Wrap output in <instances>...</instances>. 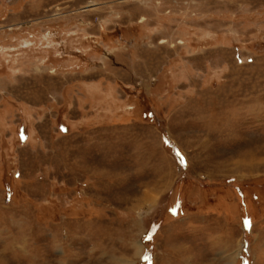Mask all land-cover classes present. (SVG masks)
<instances>
[{"label":"rangeland","instance_id":"rangeland-1","mask_svg":"<svg viewBox=\"0 0 264 264\" xmlns=\"http://www.w3.org/2000/svg\"><path fill=\"white\" fill-rule=\"evenodd\" d=\"M0 264H264V0H0Z\"/></svg>","mask_w":264,"mask_h":264},{"label":"snow or ice","instance_id":"snow-or-ice-1","mask_svg":"<svg viewBox=\"0 0 264 264\" xmlns=\"http://www.w3.org/2000/svg\"><path fill=\"white\" fill-rule=\"evenodd\" d=\"M246 226H247V222H246Z\"/></svg>","mask_w":264,"mask_h":264}]
</instances>
